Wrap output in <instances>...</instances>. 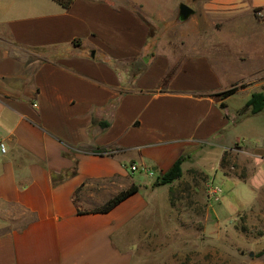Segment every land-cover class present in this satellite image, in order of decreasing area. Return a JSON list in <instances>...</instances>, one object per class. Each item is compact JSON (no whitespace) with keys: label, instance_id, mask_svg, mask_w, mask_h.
Masks as SVG:
<instances>
[{"label":"crops","instance_id":"obj_1","mask_svg":"<svg viewBox=\"0 0 264 264\" xmlns=\"http://www.w3.org/2000/svg\"><path fill=\"white\" fill-rule=\"evenodd\" d=\"M182 4L0 0V217L18 208L29 215L0 234V264H131L127 245L145 231L156 181L185 153L180 181L195 174L192 161L210 146L228 178L253 187L245 211L253 214V264H264V111L247 106L262 92L253 85L264 89V64L238 82L227 77L225 54L240 39L231 21L243 10L253 14V58L264 53V0H211L178 20ZM172 19H193L201 39L164 40L161 25ZM239 96L245 102L232 106ZM226 156L241 162L233 173ZM157 172L154 182L141 180ZM191 179L221 197L210 177ZM135 183L140 190L113 210L94 212Z\"/></svg>","mask_w":264,"mask_h":264},{"label":"rangeland","instance_id":"obj_2","mask_svg":"<svg viewBox=\"0 0 264 264\" xmlns=\"http://www.w3.org/2000/svg\"><path fill=\"white\" fill-rule=\"evenodd\" d=\"M158 1L149 0L150 6L157 9ZM210 1L166 0V4L174 2L178 6L186 3L200 13L201 7ZM233 16L231 22L240 39L232 40L227 47L225 45L226 63L229 67L226 72L227 77L232 75V78L240 82L255 78L261 73L255 67L264 64V53L258 52L255 54L258 56L253 58V14L243 10ZM178 20H181L180 15ZM192 21L193 19L184 22L183 25L173 19L163 23L160 29L164 40L170 39L171 36L172 41L179 44V36L186 32L194 41L201 39L199 31L193 32ZM152 32L151 43H155V27ZM217 36L218 34H215V37ZM262 44L264 46V42ZM241 52L249 56L244 62L239 59ZM253 86L254 91H264L260 89L263 87ZM240 97L233 100L232 106L245 102L243 97ZM236 133L242 135L244 128H239ZM220 158V149L210 146L192 161L198 170L195 174H186L181 181L177 179L163 184L154 194H150V210L153 211L145 219V231L134 237L133 243L127 245L133 255L131 264H253V214L250 216L245 211L253 205V187L248 183L228 178ZM227 161L230 163L226 167L229 173L235 171V164L241 165L233 156L228 157ZM139 174L140 172L135 173L136 177L142 175ZM159 176L157 172L155 176L141 180L154 182ZM192 176L194 183L195 180L202 183L203 177H210L209 184L221 186V197H211L214 187H190ZM172 185L176 187L171 194ZM16 210L17 214L14 216L0 217V234L21 226L28 220V214H24L19 208ZM241 213L244 216L240 217Z\"/></svg>","mask_w":264,"mask_h":264},{"label":"trees","instance_id":"obj_3","mask_svg":"<svg viewBox=\"0 0 264 264\" xmlns=\"http://www.w3.org/2000/svg\"><path fill=\"white\" fill-rule=\"evenodd\" d=\"M59 2H61L63 5H65L66 7H69L72 0H58ZM118 67V66H117ZM145 68H142V67H139L138 70H139V73L140 72H143ZM139 73H137L136 71V75L137 74L139 75ZM239 89V85H235L234 87L222 92V93H219V96L222 98V99H225L227 97H229L230 95L234 94L237 90ZM222 106L223 107H227V103L223 102L222 103ZM247 106L250 107L252 106V113L256 114V113H259L261 112L262 110H264V91L262 92H255L252 96V98L248 101L247 103ZM109 125L108 122H105L104 123V126H107ZM94 152L96 153H106L107 151L106 150H103L101 148H97L94 150ZM109 153V151H108ZM190 157V155L188 153H185L183 154L178 160L177 162L174 164V166L169 170L167 171L166 173H164L155 183L156 186H159V185H163V184H167V183H170V182H173L177 179H180L184 176V170H183V163L185 162V160ZM228 156L225 157L224 159V166L225 168L228 165ZM230 164V163H229ZM140 185L135 183L133 184L132 186H130L129 188L121 191L117 196L113 197L112 199H110L108 202H106L104 205H102L101 207L99 208H96L94 210V212H109L111 210H113L117 205H119L121 202H123L124 200H126L129 196H131L132 194L138 192L140 190ZM81 213H85L87 211H83V210H80Z\"/></svg>","mask_w":264,"mask_h":264},{"label":"water","instance_id":"obj_4","mask_svg":"<svg viewBox=\"0 0 264 264\" xmlns=\"http://www.w3.org/2000/svg\"><path fill=\"white\" fill-rule=\"evenodd\" d=\"M195 13V9L189 4L183 3L181 5L180 17L183 20L189 19Z\"/></svg>","mask_w":264,"mask_h":264},{"label":"built area","instance_id":"obj_5","mask_svg":"<svg viewBox=\"0 0 264 264\" xmlns=\"http://www.w3.org/2000/svg\"><path fill=\"white\" fill-rule=\"evenodd\" d=\"M0 149H1V151L3 152V153H5L6 152V145L3 143V142H1L0 141ZM139 167L137 166V165H133L132 166V169L135 171V170H137Z\"/></svg>","mask_w":264,"mask_h":264}]
</instances>
